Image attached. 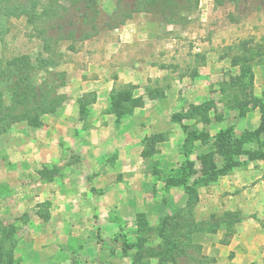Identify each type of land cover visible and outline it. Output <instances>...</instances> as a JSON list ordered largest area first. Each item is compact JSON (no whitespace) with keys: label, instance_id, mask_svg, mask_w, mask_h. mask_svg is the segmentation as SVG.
<instances>
[{"label":"rangeland","instance_id":"rangeland-1","mask_svg":"<svg viewBox=\"0 0 264 264\" xmlns=\"http://www.w3.org/2000/svg\"><path fill=\"white\" fill-rule=\"evenodd\" d=\"M169 1L176 6L170 13L140 11L125 27L86 41H60L51 30L38 36L24 16L0 21V264H225L231 257L218 260L216 245L228 233L231 241L242 224L232 223V212L205 214L198 195L218 182L225 150L236 153L240 144L247 159L264 153V135H243L261 120L243 130L234 108L250 104L238 87L245 60L257 77L254 98L264 105V0ZM98 3L101 21L117 4ZM145 60L157 69L147 72L148 84L119 80L125 68L141 72ZM15 92L19 101L12 103ZM148 92L166 100L158 104L167 116L161 133L147 127L141 134V120L131 118ZM250 106L246 114L260 113ZM211 110L224 121L205 130ZM102 121L113 129L110 137L135 130L145 148L131 155L115 142L95 157L91 137L95 130L103 135ZM164 138L172 143L156 144ZM194 196L198 202L188 207ZM163 235L188 239L186 256L167 252Z\"/></svg>","mask_w":264,"mask_h":264},{"label":"crops","instance_id":"crops-1","mask_svg":"<svg viewBox=\"0 0 264 264\" xmlns=\"http://www.w3.org/2000/svg\"><path fill=\"white\" fill-rule=\"evenodd\" d=\"M123 27L125 26L123 25ZM121 39L124 40L123 37H121ZM103 55L106 54L103 53ZM148 60L141 62V72L138 70V68L135 71H132V69L129 67L125 68L124 66L119 65V67L116 68L117 70H124L125 68L126 71V73L121 72L119 80H124V84H130L133 86L141 81V88L143 87V84H148V77L150 73L148 74L147 72L155 73L157 70L153 64L148 63ZM103 69V64L97 65L95 71L100 73V71ZM99 73L98 75H100ZM253 75L254 80H256L257 77L255 72H253ZM96 81L100 82V79ZM152 82H156L155 84L157 85H161L163 83L162 79L157 78ZM113 83V79H110V82L107 83V85L110 86V91L112 89ZM176 83L178 84V82ZM164 95L166 96V93H164ZM177 96H174L171 100L176 102L177 98H179ZM97 99L101 106L103 103L100 95L97 97ZM141 99L143 101L141 106L133 110L131 113V118L136 117L137 119L141 120L142 124L139 121L141 126V134L145 133L144 130L147 129V127L149 128V133L150 129L155 131L154 133H161L162 130L158 124L163 121L161 120L162 116H164V114L166 116V113L158 109V104L161 100L162 102L166 100L158 99L157 97L154 98L149 92L146 94V96H143L142 94ZM211 112L214 111L211 110L206 112L205 116L207 121H202V124L205 126V130H207L209 126L213 128L215 126L217 128L219 126L221 127L222 122L224 121L223 119H220V117L216 118L215 115H211ZM93 114L95 117L101 118L111 116L100 111H96ZM259 114L260 113H257V111H253L246 114L242 118L238 116L240 123L244 122L242 127L243 130H249V128H252V126L257 128V123L261 119V115ZM170 117H168V120ZM102 122L103 126L101 128V134L103 135H97L99 131L95 130V133L91 137L92 139L95 138L93 140V150L95 153L93 155L95 157L97 154L102 155L99 153V151L103 152L102 150H105V148H111V146L114 147L115 142H117L118 146L119 144H124L126 153L131 155L133 154V151H141L143 148H145L146 142L134 140V136L131 133H135V130H133L135 132L128 131L121 136L115 135L116 138L113 136L110 137L111 130L113 129H111L110 126L105 125L104 121ZM242 128L239 126L234 127L235 132L238 133L242 131ZM162 142L171 144L172 139L170 140L169 138L166 140L164 138L163 141L157 142L156 144H160ZM103 162H105L104 159ZM235 162L237 165L232 167L226 174L219 176V180L215 186H212L211 188L208 187V189L206 188L207 190H203V192L198 195L199 202L197 203V206H200L201 210H203V212H205L207 215H209L211 212H214L215 210H220L237 213L244 217V219L240 221V224L242 225L238 228V233L234 234L230 243L228 245H216L218 246L219 252L221 253V255H218L217 257L219 258L218 260H223L224 258L222 259V256H224L225 253L227 256L231 255L230 258L225 260V264H264V160H252L238 156L235 159ZM98 164L100 163H97V165ZM87 191L92 197L91 191ZM123 194L124 193L120 192H118L117 195L116 192L113 193L115 197H124ZM115 205L119 206L117 202H115ZM212 242L210 244H212Z\"/></svg>","mask_w":264,"mask_h":264},{"label":"trees","instance_id":"trees-1","mask_svg":"<svg viewBox=\"0 0 264 264\" xmlns=\"http://www.w3.org/2000/svg\"><path fill=\"white\" fill-rule=\"evenodd\" d=\"M125 2L126 0H116L117 4L115 11L106 19L101 21V10L99 7L98 0H0V21H8L10 18H19L24 16L26 19V23L31 28V31L38 36H43L46 32H48L47 30H51L55 33L56 38L60 41H86L90 38L97 36L103 29H118L119 27L123 26L126 21L132 17L134 13L150 10H160V12L167 10L169 12L171 8L176 7L175 5H173V1L169 0H133V2L130 3ZM195 4L197 3L195 2ZM76 15H78V20L75 18ZM45 46H47V44H45ZM25 60L26 61L22 62V64L28 65L30 63L29 59L25 58ZM238 62L239 61H234V64L237 65ZM15 64H17V61L15 62ZM48 68L49 67L43 66L42 69L47 70ZM239 68L241 70V78L238 81V87L240 89L241 94L245 92L244 97H247L248 95V98L250 99V104H248L249 101H246L245 103V101L242 99L244 102L239 103L238 106L235 105L234 108L239 112L240 117L246 115V112L248 111L249 107H251L250 105H252L253 108H259L261 115V122L259 127L253 132L245 131L243 134L245 135L244 137H250V140H257V137L264 135V105L260 104V100L255 99V96L252 93L253 74L251 73V70H249L247 61L245 60L244 66L241 64ZM245 77L247 78V81L245 80ZM19 80H21V78H19ZM15 95L16 92L13 93V99L11 100L12 103H16L19 101L15 98ZM132 99L136 102L141 101L140 98ZM23 101L25 100L23 99ZM120 102L128 103V100L126 99V97H123L122 99H120ZM139 106L140 105H136L135 107ZM190 118H194V116ZM196 139L200 138L197 137ZM221 140L226 143H238L231 142V139L228 136H226V138L225 136H223ZM241 151L242 148H240V144L237 148L238 153H232L230 151L226 152L225 150L222 154L225 168L223 167V169L219 172L216 171V174L224 175L227 171H229L236 163L235 159L241 154ZM252 153L251 154L253 156L248 159L264 160V153H259V151L257 150ZM197 202L198 196H194L192 201H189L187 203V206L192 207ZM238 215L239 214L237 213H229V216L231 218L236 217L235 220L233 219L234 221L231 220L232 223L234 222L233 224L240 223L241 219ZM142 224L144 225L145 223L142 221ZM192 224L194 225V223H191V225ZM218 225L219 224L217 223L216 226ZM217 229L218 227H216L214 230H211V233L216 234ZM158 236H160V233L158 234ZM225 236L229 238V240L226 239L220 241L221 245L229 244L232 233H228ZM162 238H164L163 240L165 241V246L170 248L167 250V252L172 251L175 252V254H181L185 257L186 247H184V244L186 246L188 245V247H191L189 245L188 239H186L184 243L182 242L181 237L178 239H173L170 237L169 239H166V237L163 235ZM140 264H142L141 259ZM159 264H162V262H159Z\"/></svg>","mask_w":264,"mask_h":264}]
</instances>
